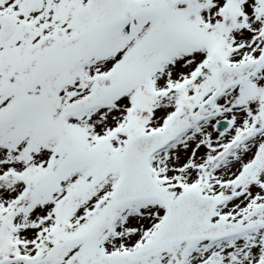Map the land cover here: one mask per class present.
I'll return each instance as SVG.
<instances>
[{"label": "snow or ice", "instance_id": "1", "mask_svg": "<svg viewBox=\"0 0 264 264\" xmlns=\"http://www.w3.org/2000/svg\"><path fill=\"white\" fill-rule=\"evenodd\" d=\"M0 264H264V0H0Z\"/></svg>", "mask_w": 264, "mask_h": 264}]
</instances>
